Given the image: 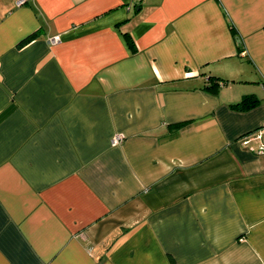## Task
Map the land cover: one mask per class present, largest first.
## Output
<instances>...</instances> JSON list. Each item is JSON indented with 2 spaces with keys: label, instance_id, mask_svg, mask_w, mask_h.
<instances>
[{
  "label": "crops",
  "instance_id": "crops-1",
  "mask_svg": "<svg viewBox=\"0 0 264 264\" xmlns=\"http://www.w3.org/2000/svg\"><path fill=\"white\" fill-rule=\"evenodd\" d=\"M260 147L264 0H0V264H264Z\"/></svg>",
  "mask_w": 264,
  "mask_h": 264
},
{
  "label": "trees",
  "instance_id": "trees-1",
  "mask_svg": "<svg viewBox=\"0 0 264 264\" xmlns=\"http://www.w3.org/2000/svg\"><path fill=\"white\" fill-rule=\"evenodd\" d=\"M38 31H34L33 33L29 34L23 41H21V44L34 38L37 36ZM126 35V38L129 39L130 45H132V40L129 37L128 33H124ZM210 85L206 86V89L211 93H216L218 86L222 83L221 80L219 81L217 78L210 77L209 78ZM257 103V99L253 95H244L239 102L234 104L236 108L239 109H248L249 107L255 105Z\"/></svg>",
  "mask_w": 264,
  "mask_h": 264
},
{
  "label": "built area",
  "instance_id": "built-area-1",
  "mask_svg": "<svg viewBox=\"0 0 264 264\" xmlns=\"http://www.w3.org/2000/svg\"><path fill=\"white\" fill-rule=\"evenodd\" d=\"M57 40V37H54L53 39H51L50 41L51 42H54ZM122 140V135H113V137L111 138L110 142H111V145H116V144H119ZM260 151H264L263 147H260Z\"/></svg>",
  "mask_w": 264,
  "mask_h": 264
}]
</instances>
